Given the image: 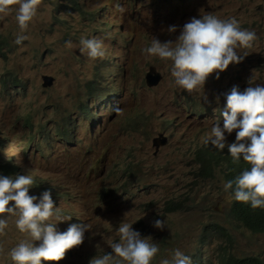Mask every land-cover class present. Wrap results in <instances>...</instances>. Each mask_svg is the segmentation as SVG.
Returning <instances> with one entry per match:
<instances>
[{"label": "rangeland", "instance_id": "374dc122", "mask_svg": "<svg viewBox=\"0 0 264 264\" xmlns=\"http://www.w3.org/2000/svg\"><path fill=\"white\" fill-rule=\"evenodd\" d=\"M17 9L0 14V177L30 175L28 194L37 203L50 192L59 214L71 216L54 225L57 232L90 225L82 244L59 261L41 264H90L112 252L124 222L158 245L151 264L171 262L176 250L191 264H217L222 251L257 256L264 264V233H251L231 216L234 195L225 191L223 175L214 170L199 180L195 159L205 146L216 149L203 140L213 125L223 127L231 89L264 86V0H42L23 32ZM204 15L235 18L257 39L251 48L238 49L248 53L240 63H230L219 79L210 74L203 89L189 94L174 85L171 61L142 50L153 38L175 42L185 23ZM172 26L176 31L169 32ZM18 35L27 37L19 45ZM82 39L102 41L105 55L90 58ZM149 67L162 75L155 88L145 85ZM44 75L54 78L52 86L42 87ZM12 78L19 83L11 84ZM90 86L93 94L108 91L110 97L92 99ZM80 102L89 116L79 110ZM63 123L69 142L56 135ZM236 131L225 133L224 149L235 142ZM160 133L166 145L155 152L151 141ZM4 164L14 170L2 169ZM180 198L185 210L168 212L166 205ZM0 218L8 220L0 235V264H14L8 253L29 238L16 228V217ZM157 219L164 221L162 230L154 227ZM211 224L231 239L213 231L202 241V228Z\"/></svg>", "mask_w": 264, "mask_h": 264}, {"label": "clouds", "instance_id": "9594fccd", "mask_svg": "<svg viewBox=\"0 0 264 264\" xmlns=\"http://www.w3.org/2000/svg\"><path fill=\"white\" fill-rule=\"evenodd\" d=\"M41 2L42 0H0V14L7 15L11 12L12 6L18 5L16 20L23 32L36 16ZM120 10L123 11L122 8ZM168 31H176L175 26L170 27ZM25 39L26 36L18 35L15 43L19 45ZM256 39V34L242 29L235 18L222 20L213 15H204L199 19L194 17L185 23L175 42L161 43L153 38L151 46L142 51L161 60L171 61L174 85L191 94L203 89L210 74L216 72V78L219 79V72L226 70L230 63H240L248 53L240 55L238 49L251 48ZM67 43L70 45L71 42ZM80 43L82 50H86L92 59L105 55L100 40L82 39ZM156 72L159 73L157 70ZM13 81L15 84L19 83L18 79ZM89 91L92 99H100L105 95L107 98L110 97L108 91L93 94V86L89 87ZM79 110L85 116L90 115L88 105L83 102H80ZM113 111L119 112L120 109L115 107ZM222 115L223 127L213 125L203 144L211 143L219 150L208 146L215 152L230 154L233 160L243 158L251 165L250 170L242 172L235 181L225 183L224 188L225 191L233 189L235 184L236 201L250 202L253 209L264 208V86H249L243 92L234 86L226 96V107ZM62 127L68 129L66 137L69 142L70 129L64 123ZM233 130H237L235 142L227 145L226 150L225 133H232ZM60 132L57 131L56 135L58 136ZM243 141L250 143L246 145ZM216 171L223 175L221 169ZM33 184L34 179L30 175H20L15 179L0 177V217H16V228L29 238L21 241L8 253L14 264H41V260L59 261L64 258L67 250L82 244L85 231L90 229L89 224H72L67 231L57 232L54 225L59 221L71 219V216L59 214L48 191L42 193L38 203L35 202L37 197L28 194ZM10 202H13L11 207ZM131 225L132 223H121L118 228L120 242L112 243L111 253L92 258L90 264H151L159 251L158 245L150 243L147 238H141L140 233L133 230ZM7 227L8 220L0 218V235L5 234ZM154 227L162 230L165 227L164 221L157 219ZM33 241L41 243L34 246ZM2 251L0 248V252ZM160 264H191V258L176 250L171 262L163 259Z\"/></svg>", "mask_w": 264, "mask_h": 264}, {"label": "trees", "instance_id": "16d2710c", "mask_svg": "<svg viewBox=\"0 0 264 264\" xmlns=\"http://www.w3.org/2000/svg\"><path fill=\"white\" fill-rule=\"evenodd\" d=\"M2 46H4V44L0 39V50ZM13 80H17V78H14ZM13 80H11V84H15ZM26 121L28 122L29 120L27 119ZM30 129L33 130L32 126H30ZM132 130L137 131V128L133 127ZM67 134L68 129L63 128V131H61L58 136L66 137ZM30 139L31 141H34L31 137ZM195 159L199 165V173L196 169V177L199 178V180L202 176L205 179L211 178L214 175V170L216 171L217 169H221L226 182L230 180L235 181L236 178L242 174V172L248 171L251 168V165L245 162L243 158H240V160H233L230 154H226L224 152H215L208 146L197 150L195 153ZM1 168L8 172L9 170H14V167L11 164L1 165ZM234 188L235 184H233V189H229L233 195ZM166 210L168 212L184 211L185 208L182 206V199L180 198L178 203L175 204L168 203L166 205ZM229 213L238 223H240L251 233H264V208L253 209L250 202H238L234 199L229 208ZM213 231H218L219 234L227 240L230 239L228 232L224 228L217 224H211L202 228L201 240L205 241ZM219 254L220 256H217V264H263L261 259L257 256L236 257L226 251H222Z\"/></svg>", "mask_w": 264, "mask_h": 264}, {"label": "water", "instance_id": "95a60500", "mask_svg": "<svg viewBox=\"0 0 264 264\" xmlns=\"http://www.w3.org/2000/svg\"><path fill=\"white\" fill-rule=\"evenodd\" d=\"M43 84L42 86L45 87H50L53 83V78L50 76H42L41 77ZM162 76L161 74L156 72V69L154 67H150L148 72L146 73L145 76V84L147 87L152 88L155 87L159 84L161 81ZM167 138L162 134H158L157 137L152 139V146L155 149V152L158 150L159 146H165L166 145Z\"/></svg>", "mask_w": 264, "mask_h": 264}]
</instances>
